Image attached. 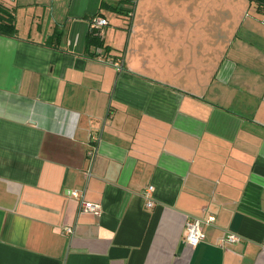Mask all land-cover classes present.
<instances>
[{
	"label": "crops",
	"instance_id": "obj_1",
	"mask_svg": "<svg viewBox=\"0 0 264 264\" xmlns=\"http://www.w3.org/2000/svg\"><path fill=\"white\" fill-rule=\"evenodd\" d=\"M157 1L0 0V264H264L261 14Z\"/></svg>",
	"mask_w": 264,
	"mask_h": 264
},
{
	"label": "built area",
	"instance_id": "obj_2",
	"mask_svg": "<svg viewBox=\"0 0 264 264\" xmlns=\"http://www.w3.org/2000/svg\"><path fill=\"white\" fill-rule=\"evenodd\" d=\"M138 0H131L132 4H136ZM264 22V20H262ZM108 24V21L106 18L103 17H93L91 20V27L93 29H99L105 25ZM112 65L117 68L118 70L122 69V62L121 60H116L111 62ZM153 191V187L149 186L147 190L144 193V199L146 200V206L152 207L153 202L150 199V195ZM73 196L75 198L79 197L78 192H73ZM100 208L99 204L87 202L83 199L80 200V211L83 213L86 212H96ZM214 218L212 216L208 217L206 220L196 219V218H189L185 222V241L192 247H196L201 243L204 238V227L207 225H210L213 222ZM65 233H72V228L66 227L64 229ZM241 237L234 233H229L226 237V241L228 243H237L241 241Z\"/></svg>",
	"mask_w": 264,
	"mask_h": 264
},
{
	"label": "trees",
	"instance_id": "obj_3",
	"mask_svg": "<svg viewBox=\"0 0 264 264\" xmlns=\"http://www.w3.org/2000/svg\"><path fill=\"white\" fill-rule=\"evenodd\" d=\"M129 1V0H125ZM251 4H254L257 12L261 14V20H264V0H249ZM94 30L88 37L89 43H98V37L94 35ZM15 33V27L11 17H3L0 19V34L13 35Z\"/></svg>",
	"mask_w": 264,
	"mask_h": 264
},
{
	"label": "rangeland",
	"instance_id": "obj_4",
	"mask_svg": "<svg viewBox=\"0 0 264 264\" xmlns=\"http://www.w3.org/2000/svg\"><path fill=\"white\" fill-rule=\"evenodd\" d=\"M157 2L162 3L161 0H158ZM208 3L211 4V0H209ZM220 4H226V5L231 4L233 9L237 8L239 12L240 11L242 12L244 10L243 11L244 13L242 14L245 15L246 17L248 16L249 13L255 14V5L251 4L249 0H221Z\"/></svg>",
	"mask_w": 264,
	"mask_h": 264
}]
</instances>
